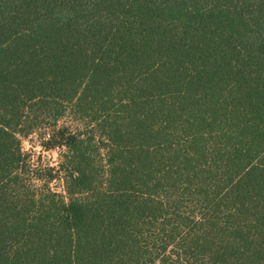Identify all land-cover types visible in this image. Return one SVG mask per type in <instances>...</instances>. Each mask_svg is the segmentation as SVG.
I'll return each instance as SVG.
<instances>
[{"label":"trees","instance_id":"1","mask_svg":"<svg viewBox=\"0 0 264 264\" xmlns=\"http://www.w3.org/2000/svg\"><path fill=\"white\" fill-rule=\"evenodd\" d=\"M0 264H264V0H0Z\"/></svg>","mask_w":264,"mask_h":264},{"label":"rangeland","instance_id":"2","mask_svg":"<svg viewBox=\"0 0 264 264\" xmlns=\"http://www.w3.org/2000/svg\"><path fill=\"white\" fill-rule=\"evenodd\" d=\"M57 126H66L70 130H83L85 125L83 122L73 120L70 116L65 115L58 121ZM41 140L43 139L40 131L32 132L27 137L22 138L21 147L31 169H35L37 174L46 175L49 168L56 169L58 166L62 149L55 147L47 149L41 144ZM40 183L42 182L40 181ZM49 187L63 193L62 182L57 178L49 182Z\"/></svg>","mask_w":264,"mask_h":264}]
</instances>
